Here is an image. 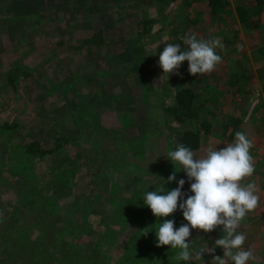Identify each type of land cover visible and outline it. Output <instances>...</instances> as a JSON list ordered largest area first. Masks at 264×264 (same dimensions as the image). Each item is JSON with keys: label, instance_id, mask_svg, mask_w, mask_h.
Masks as SVG:
<instances>
[{"label": "rangeland", "instance_id": "1", "mask_svg": "<svg viewBox=\"0 0 264 264\" xmlns=\"http://www.w3.org/2000/svg\"><path fill=\"white\" fill-rule=\"evenodd\" d=\"M223 1L228 12L210 18L204 14L207 0H0V125L6 118L20 122L18 134L12 135L7 129L0 132V145H9L4 154L8 160L2 162L8 181L3 180L5 186H0V264H93L94 259H99L97 264H211L214 255L223 256V248L216 247L215 253L206 252L200 260L177 261L179 249L156 246L155 231L168 217L150 216L143 201L147 191L162 186L165 190L167 186L170 190L178 187L177 182L166 183L176 170L177 181H186L182 191L192 194L186 173L166 154L179 144L180 130L196 125L201 136L200 148L192 150L196 158L205 156L209 148L233 143L237 131L245 132L254 143L250 153L255 173L249 180L255 181L260 199L238 231L247 237L245 249L251 246L254 250L256 259L248 264L262 263L264 8H253L243 15L239 14L240 6L257 5L258 0ZM200 9L202 14H198ZM188 16H199L200 20L188 25L189 21L183 20ZM36 26L37 32L31 29ZM141 27L147 28L146 32H139ZM98 31L104 37L102 48L107 52L106 58L96 61L83 42L97 37ZM192 34L198 39L221 38L223 47L216 49L221 62L211 73L193 76L188 71V61H184L180 75L161 78L159 52L169 43L179 44V37ZM186 47L182 43L181 49ZM107 69L113 72L106 75ZM238 76L241 79L235 82ZM70 84L74 86L69 88ZM186 87L205 100L196 118L180 119L172 110L177 91ZM95 94L98 100L93 99ZM103 97L108 100L103 102ZM76 107L83 108L79 113L93 121L94 127L88 132L91 137L67 142L65 147L71 158L64 163H81V173L90 172L107 156H115V167L121 159L127 163L119 170L115 168V174L102 184H77L87 194L98 188L91 200L80 197L81 209L68 203L74 195L63 202L51 197L43 205L49 206L53 199L54 209L50 208L41 220L31 215L34 227L30 226V204L26 202L15 210L11 202L17 196L13 184L26 180L27 190L32 173L25 177L24 173L12 172L8 155L19 153L23 157L19 159H25L27 154L33 157L21 147V142L26 144L36 138L50 143L52 120L61 111L77 110ZM49 111L53 113L49 115ZM234 117L238 119L236 124L231 122ZM73 120L79 124L80 119ZM226 124L231 126L225 129ZM63 152L59 149L57 155L66 158ZM49 155L33 158L37 181L33 182L35 190L29 192L35 199L32 209L43 202L53 184L48 178L53 162ZM105 199L110 207L102 214L113 215L114 207L115 227H109L105 219L104 223L99 211V207L104 208L100 205ZM138 206L146 210L140 212ZM177 211L175 228L187 223L182 211ZM51 216L53 228L47 223ZM126 222L129 225L124 228L128 230L121 231L119 227ZM22 224L32 228L31 234ZM191 233L188 242H192L193 253L203 247L212 248L215 239L223 235L222 226L210 233L199 229H192ZM25 234L30 237L28 242L24 240ZM228 264L232 262L228 260Z\"/></svg>", "mask_w": 264, "mask_h": 264}, {"label": "clouds", "instance_id": "2", "mask_svg": "<svg viewBox=\"0 0 264 264\" xmlns=\"http://www.w3.org/2000/svg\"><path fill=\"white\" fill-rule=\"evenodd\" d=\"M180 39L187 46L184 50L181 44L169 43L159 52L158 65L163 70L161 78L180 75L179 69L184 61H188V71L193 76L211 73L221 62L222 57L216 51L223 47L221 38L198 39L192 34ZM253 147L254 143L246 133L237 131L233 143L219 149L209 148L201 158H196V154L184 144L167 152L166 157L186 173L192 194L182 191L186 181L183 178L177 181V170L166 183L177 182L178 187L165 190L162 186L159 190L144 193V204L157 218H166L179 209L187 221L179 228H175L174 219L160 222L155 231L157 247L169 245L171 249H179L175 257L177 261L200 260L206 252L215 253L216 247H222L224 254L214 255L211 264H228V260L232 264L255 261L252 247H244L246 235L238 231L242 221L258 207L260 199L255 181L249 180L255 173L254 158L250 153ZM185 196L187 198L179 202ZM219 226H222L223 235L215 239L212 248L203 247L195 253L190 250L192 242L189 243L188 238L192 229L210 233ZM147 229H144V235L148 234Z\"/></svg>", "mask_w": 264, "mask_h": 264}, {"label": "trees", "instance_id": "3", "mask_svg": "<svg viewBox=\"0 0 264 264\" xmlns=\"http://www.w3.org/2000/svg\"><path fill=\"white\" fill-rule=\"evenodd\" d=\"M166 1L172 2V0H166ZM198 1H201V0H198ZM253 8L255 11L263 9L264 8V0H258L257 5H249V6L241 5L239 8V14L244 15L248 11L252 10ZM220 12L222 14L225 12L226 13L228 12V9H226L225 3L223 0H207V6L204 7V14H206L207 16H210V18H215L216 16L219 15ZM202 13H203V9H200L198 14H202ZM219 16L222 17L223 15H219ZM183 20L189 21L187 23L189 25V23L191 21H197V20L199 21L200 17L198 16V19H197V18H192V16H188V17H184ZM31 29L34 30L35 32H37L39 30V26L32 27ZM145 30H147V28L144 29L143 27H141L139 32H146ZM95 35L97 37H94L91 39H85V40H87V42L86 43L83 42V44H85L86 50L90 53V56H93L96 61H99V59L102 58L103 56L106 58L105 54H106L107 50L102 48L103 47L102 41L104 40L102 33H100V31H98V33H95ZM178 42L181 45L183 43V41L180 39V37L178 38ZM112 72H113L112 70L109 71V69H107L105 74L107 75V74H110ZM240 79H241V77L238 76V77H235L234 81L236 82V81H239ZM71 86H74V85L70 84L69 88ZM52 92L53 91H50V93H52ZM101 92H103V91H101ZM85 95H87V94L85 93ZM87 96H90V94H88ZM100 96L102 97V94ZM116 97H119V96L117 95ZM93 99L98 100L96 94L93 97ZM102 99L104 100L103 102H106V100H108V97H103ZM85 103H88L90 105V102L88 100H86ZM204 103H205V100L202 99L198 93H195L190 87L181 88L176 93V100L173 104L172 110L174 113H177L176 115L180 119H185L188 117L196 118L199 115L200 110L203 108ZM76 108H77V110H72V111H67V112H66V110L61 111V113L65 112V115L59 113L55 116V120H52L53 123H51L52 126L50 128L51 131H50V136H49L52 139V141L50 143L45 141V140L42 141V140L36 139V138H33L32 140L26 141V144L24 142H21L22 143L21 147L26 151V153L28 150L29 155H32L33 157H28V154H27L26 157H24L25 159H19V157H22L19 153H11L8 155L10 157V160L12 161V164L10 167L12 172H16V174L24 173L25 177H27V174L30 175V172L32 173V175L30 177L29 185L27 187V190H25V186H27L26 180L21 181L19 183L15 182L13 184V186L17 190V196L14 199V201L11 202L12 208L15 210H18L26 202H28L30 204L29 211L27 213V222L30 226L34 227L33 222H31V215L35 218V220H41L48 213V210L50 208L54 209L53 199L58 198L61 202H63L62 200L66 199L67 196L74 195L75 198L72 199L71 201H69L68 203H70V205H73L75 209H78V208L81 209L82 206H80V201H79V200H81L80 197L83 196L82 199L83 198H86V199L89 198V200H91L92 198H90V197L97 193L98 188H97V186L95 187V185L92 184V187H95V188L90 190V192L87 194V192L85 190L80 189V187L78 186L79 183L80 182L86 183L87 181L88 182L89 181H99L100 182L99 184H102V181L103 182L107 181L109 176L111 177V175L113 176V174H115V171H114L115 168L119 170V168L124 167L123 166L124 162H125V164L127 163V161L125 159H121V160L117 161L118 163L116 164V167H115V156L114 157H108L107 156L106 158L101 159V160H103L101 163H97L96 165H94L93 167H95V168H92L90 170V172H88V173L87 172L86 173L79 172V168H80L81 163L78 164V163H75L74 161L73 162L70 161V164H72V165H67L64 163V161H67L71 158L68 149L65 147L67 142H69L70 140L73 141V139L78 141L79 138L91 137V135H89L90 133H88V132L92 131L93 121L86 119V117H84V115H81V113H79L83 110V108H79V107H76ZM53 112L57 113V110L54 108ZM53 112L49 111V115H51ZM86 112H87V109H85V113ZM76 117H77V120L80 119L79 124L75 123L73 120ZM236 119H237L236 117L233 118V121H231L232 124L237 123L238 119L237 120ZM70 122H74L75 124L74 123L71 124ZM230 126L226 124V126H224V127H225V129H228ZM234 127L235 126L232 125V128H233L232 132L234 131ZM5 129L9 130L12 135L13 134L16 135V133L18 134L19 129H20V122L14 121L13 118L12 119L6 118L0 125V132H2V130H5ZM95 132H96V129H95ZM178 142H179V144H184L185 146L189 147L191 150H196V149L200 148L201 136H200V131H199L198 125H196L193 128H188L186 130H180L178 133ZM6 145H8V144H6ZM6 145L5 144L0 145V159H2V161L0 162V186H5L3 180L8 181V179L6 177V172L3 173L4 168L2 165L3 160H5V161L8 160V158H6L7 156L4 155L5 149L9 148V145H8V147H6ZM59 149H61V152H62V150L64 151L63 153H64L66 158H62V157L57 155L58 154L57 151ZM13 150H16V149L13 148ZM85 150L91 152L90 150H87L86 148H85ZM49 154H51V155H49ZM46 155H49V157H51V158L53 157V162H52L50 174L48 177L49 181H51L53 184H52L51 188H49V191H47V193L44 194L46 196H45L43 202L41 204L37 205L36 208L32 209V204H33V202L35 203V199L32 198V196H31L32 193L29 194V192L32 190L33 191L35 190L33 182L37 181L35 173H33V171L37 169V164H34L33 158H35V157L45 158ZM55 164H56V166H55ZM110 167H111V169H109ZM125 169H126V171L129 170L128 172H131L130 167L125 166ZM110 177H109V179H110ZM166 190H170L169 186L166 187ZM81 193H83V195H81ZM109 195H110V193H109ZM51 197H53V199L51 200L49 206L43 205L44 202L45 201L48 202L49 198H51ZM75 204H76V206H75ZM109 205H110V202H108L107 199H105L104 203H102L100 205V206H104V208L99 207V211L101 212V216L103 218V221L105 219V221L109 227H115V208L112 207L113 215L104 216L102 214V213H104L103 210H106V209L109 210V208H108V207H110ZM113 205H115V197L113 198L112 206ZM13 209H11V210H13ZM137 210L141 212L142 210H146V208L138 206ZM149 210H150V216L156 217L153 215L150 208H149ZM52 212L54 213V211H52ZM177 212L178 211H176L174 214H172L173 215L172 217L168 216V219L176 220L177 218H174V216H176V215L179 216V214H177ZM140 215H142V213H140ZM51 219H52V216L50 217V221H47V223L50 227L53 228ZM160 219H164V218L162 217ZM178 220H180V219L178 218ZM105 221H104V223H105ZM110 224H112V225H110ZM38 225L39 224H37L36 226H38ZM122 225L123 226L119 227V229L121 231L128 230L127 228L126 229L124 228L127 225H129L127 222L123 223ZM22 226H23L22 228H24V230L27 232V234H31L32 228L30 229V227H27L28 226L27 224H22ZM25 227L28 228V231L26 230ZM52 232H54V231H52ZM27 234H25V236H24V240H26V242H28V239L30 238L29 235H27ZM87 234H89L88 231H87ZM26 242H24L23 247L27 246ZM38 250H42V249L38 248ZM125 254L129 258V253L125 252ZM98 260L99 259H94V261L92 263L97 264ZM132 262L135 263L134 261H132Z\"/></svg>", "mask_w": 264, "mask_h": 264}, {"label": "crops", "instance_id": "4", "mask_svg": "<svg viewBox=\"0 0 264 264\" xmlns=\"http://www.w3.org/2000/svg\"><path fill=\"white\" fill-rule=\"evenodd\" d=\"M264 261V260H263ZM262 261V263L261 264H264V262Z\"/></svg>", "mask_w": 264, "mask_h": 264}]
</instances>
